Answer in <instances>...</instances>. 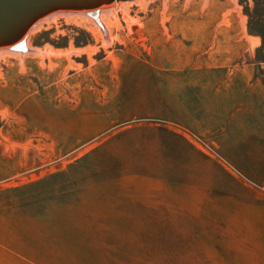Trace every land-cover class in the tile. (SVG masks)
Instances as JSON below:
<instances>
[{
  "label": "rangeland",
  "instance_id": "374dc122",
  "mask_svg": "<svg viewBox=\"0 0 264 264\" xmlns=\"http://www.w3.org/2000/svg\"><path fill=\"white\" fill-rule=\"evenodd\" d=\"M107 9L0 57V264H264V0Z\"/></svg>",
  "mask_w": 264,
  "mask_h": 264
},
{
  "label": "water",
  "instance_id": "95a60500",
  "mask_svg": "<svg viewBox=\"0 0 264 264\" xmlns=\"http://www.w3.org/2000/svg\"><path fill=\"white\" fill-rule=\"evenodd\" d=\"M126 1L132 0H0V48L18 45L35 23L55 12L86 10L98 15L103 4Z\"/></svg>",
  "mask_w": 264,
  "mask_h": 264
},
{
  "label": "bare ground",
  "instance_id": "6f19581e",
  "mask_svg": "<svg viewBox=\"0 0 264 264\" xmlns=\"http://www.w3.org/2000/svg\"><path fill=\"white\" fill-rule=\"evenodd\" d=\"M126 2H128V1H126ZM114 3H116V2H114ZM117 3H119V2H117ZM110 4H112V3H110ZM126 5H127V3H126ZM108 6H109V4H103L101 6L102 8L101 7H100L101 9L99 8L100 11H99V9L97 10L98 15H96L95 12H93V11H88L87 12L86 10H82V11L81 10H75V11H59V12H55V13L51 14L50 16H48L46 18H43V19L39 20L37 23H35L34 26L24 36L23 41L21 43L18 42L19 43L18 45H16L17 44L16 43V44H14L16 46L11 45V46L1 47L0 48V57H1V55L3 53L4 54L8 53V54H11L12 56L13 55H16V56H19V57L23 58L25 55L33 53L34 51H33V49L31 48V46L29 45V42H28L30 33L31 32H34V31H38L41 27H43V25L45 23H47V22L49 23V21L52 20V19H54V21H55V19H56L55 17L60 16V15H65L67 17H69V16H79L80 17L81 16V17L86 18L89 21H91V23H93V20L91 18H89L85 14V11H86L88 15L92 16L94 19H96L98 21V23L102 26V28L104 30L105 29L104 28V25H102V23L99 22V18L101 16L102 20H104V16H106L108 13H110L109 12L110 10L107 9ZM94 24L96 26V29L98 31H100V33L103 32V30L99 27V25H97L96 23H94ZM108 30H106V32H108V34H109V31ZM109 38H110V36H109ZM104 44H106V43H104ZM34 49H36V48H34ZM60 54H61V52H59L57 50H54L51 46H46L44 49L42 48V50L39 51V54L38 55H42V56H45L46 55V56L50 57L52 55H54V56H58L59 55L60 56ZM62 54H64V53H62Z\"/></svg>",
  "mask_w": 264,
  "mask_h": 264
},
{
  "label": "crops",
  "instance_id": "0c3cea01",
  "mask_svg": "<svg viewBox=\"0 0 264 264\" xmlns=\"http://www.w3.org/2000/svg\"><path fill=\"white\" fill-rule=\"evenodd\" d=\"M202 105V104H201ZM173 106H175V107H173V108H175L176 109V106H178V105H173ZM184 106H186V104H184V103H181L180 105H179V110H185L186 108L184 107ZM203 106V105H202ZM187 111V110H186ZM181 112V111H180ZM203 113L201 112L200 113V118L201 119H203V115H202ZM160 121H162V122H165L167 125H164V127H167V128H171V129H174V130H176V127H178V128H184V129H186V130H189V131H192L193 129L191 128V127H189V126H187V125H185V124H183V123H181V122H179V121H177V120H174L173 118H161V120ZM197 123H198V121H196ZM197 125H199L198 126V130L196 131V133H195V135H197V136H201V135H203L202 133H203V131H204V128H203V126H202V123H198ZM195 130H196V128H195ZM193 132V131H192ZM198 132V133H197ZM194 134V133H193Z\"/></svg>",
  "mask_w": 264,
  "mask_h": 264
}]
</instances>
